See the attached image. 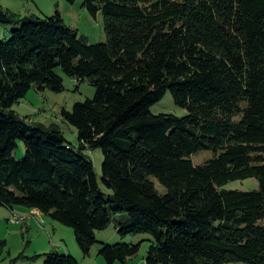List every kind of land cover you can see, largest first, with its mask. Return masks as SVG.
Here are the masks:
<instances>
[{"label": "trees", "instance_id": "16d2710c", "mask_svg": "<svg viewBox=\"0 0 264 264\" xmlns=\"http://www.w3.org/2000/svg\"><path fill=\"white\" fill-rule=\"evenodd\" d=\"M83 6L103 14L106 43L90 45L60 13L20 18L0 6V24L16 27L0 41V207L39 210L73 228L85 257L116 220L122 237H151L146 264H264V0ZM59 69L96 90L63 112L78 150L59 127L29 124L13 109L33 87L63 92ZM168 92L187 116L151 112ZM97 149L108 193L85 154ZM203 151L214 157L196 166L192 156ZM249 178L259 190L223 188ZM140 250L102 244L99 255L126 263ZM44 256V264H79Z\"/></svg>", "mask_w": 264, "mask_h": 264}, {"label": "rangeland", "instance_id": "374dc122", "mask_svg": "<svg viewBox=\"0 0 264 264\" xmlns=\"http://www.w3.org/2000/svg\"><path fill=\"white\" fill-rule=\"evenodd\" d=\"M84 0H77L72 4L66 0H0V6L12 12L20 18L38 17L40 19L52 17L60 13L66 25L77 30L80 37L86 38L90 45L103 44L107 42L105 32L104 16L99 13L92 16L83 6ZM14 26L0 24V41L10 40ZM64 78V91L53 92L49 89L38 91L33 87L13 109L29 124L44 125L46 127H59L72 148L78 150V131L70 123L64 120L63 112H72L77 103H84L94 98L95 88L88 82L79 83L67 77L61 69L57 71ZM151 112L154 115L172 114L177 117H185L188 111L178 107L170 92L157 104L153 105ZM86 156L94 163L99 179L100 187L104 193H108L102 182V166L104 154L100 149L85 151ZM15 159L22 160L26 156L24 142H19ZM212 151L195 153L192 160L196 166L204 164L212 159ZM155 185L161 194L166 193V188L156 179ZM226 190L242 192L257 191L260 189L259 181L255 178L233 181L223 187ZM35 215L30 209L22 206L12 209L0 207V241H6L5 246H0V264H44L45 254L57 252L60 255H72L79 264H108L99 255L102 244L116 245L121 243L140 244L141 250L138 256L126 263L115 264H146L145 259L151 247V237L148 235H127L122 237L116 229V220L106 230L97 231V244L92 248L90 256L85 257L81 251L71 227L55 222L48 216ZM22 220L15 222L14 218ZM80 252V253H78ZM76 255V256H75ZM78 255V256H77ZM24 257L17 263H13L18 257ZM40 256V257H38ZM36 258V259H35Z\"/></svg>", "mask_w": 264, "mask_h": 264}, {"label": "crops", "instance_id": "0c3cea01", "mask_svg": "<svg viewBox=\"0 0 264 264\" xmlns=\"http://www.w3.org/2000/svg\"><path fill=\"white\" fill-rule=\"evenodd\" d=\"M28 209V208H27ZM13 211H14V209H12ZM31 210V212H32V214H34L35 215V210H32V209H30ZM39 215V214H38ZM40 216H42V213L39 215V217ZM43 216H46V215H43ZM78 253H80V252H78ZM76 256V255H75ZM78 256V255H77ZM128 261H130V259L128 260Z\"/></svg>", "mask_w": 264, "mask_h": 264}, {"label": "bare ground", "instance_id": "6f19581e", "mask_svg": "<svg viewBox=\"0 0 264 264\" xmlns=\"http://www.w3.org/2000/svg\"><path fill=\"white\" fill-rule=\"evenodd\" d=\"M38 214L40 215L41 212H38ZM39 215H38V216H39ZM21 220H22V219H21V218H18V217H15V218H14V221H15V222H20Z\"/></svg>", "mask_w": 264, "mask_h": 264}]
</instances>
